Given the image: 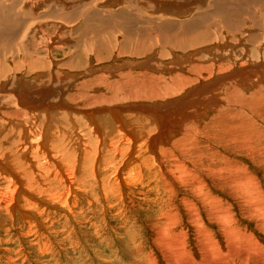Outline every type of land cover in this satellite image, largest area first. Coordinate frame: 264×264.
Wrapping results in <instances>:
<instances>
[{
	"label": "bare ground",
	"instance_id": "1",
	"mask_svg": "<svg viewBox=\"0 0 264 264\" xmlns=\"http://www.w3.org/2000/svg\"><path fill=\"white\" fill-rule=\"evenodd\" d=\"M174 1L0 0V158L4 159H0V181L9 182L14 192L7 199L0 188V212L12 217V223L16 212L30 220L31 227L44 230L46 226L37 218L45 217L41 207L50 200L58 205L49 209L62 212L66 222L88 183L98 190L102 203L111 200L109 206L114 207L121 194L124 206L134 207L145 195L138 186H148L158 173L164 181L159 187L166 192L188 189L209 221H226L230 211L211 191L208 180L213 185L214 180L223 183L229 197L240 190L255 205L250 210L264 214L255 189L248 190L256 177L250 180L236 161L243 153H264V0ZM127 2L128 6L123 5ZM172 6L176 11H171ZM82 21L85 24L79 29L87 35L86 40L81 37L87 42L83 45H88L89 52L97 48L98 64L87 60L85 70L78 72L77 55L60 61L44 58L54 56L55 47L63 48L61 40ZM116 48L117 56L140 60L109 65L105 61L114 58ZM53 66L61 73L44 71ZM129 66H138L142 72L135 74L129 68L113 74ZM99 71L101 83L88 87L87 75ZM167 74L172 78L167 79ZM81 76L79 96L64 95L61 89ZM101 84L107 91L93 93ZM64 142L77 146V154L69 153L71 148L66 153ZM150 188L156 191V199L163 200L165 193L158 186ZM189 200L184 195L180 204L194 217V230L208 231ZM178 209L169 213L165 225L159 221L153 226L171 225ZM222 224L226 234L234 232L233 225ZM134 230L126 229L131 240ZM163 232L156 236L160 249L171 252ZM146 256L139 253L138 263L146 264V259L153 264L155 259ZM175 260L180 263V257Z\"/></svg>",
	"mask_w": 264,
	"mask_h": 264
},
{
	"label": "rangeland",
	"instance_id": "2",
	"mask_svg": "<svg viewBox=\"0 0 264 264\" xmlns=\"http://www.w3.org/2000/svg\"><path fill=\"white\" fill-rule=\"evenodd\" d=\"M100 1L103 0H95L94 3ZM176 1L177 0H175L174 3ZM166 3L165 1H162L161 5L169 6V4ZM139 4H140L139 6H141L142 8L144 7L143 9L145 11L147 10L146 9L147 7L144 4L142 3ZM123 5L128 6L129 3L127 2ZM106 7L111 8L109 6ZM169 7L171 9V6ZM172 9H174L171 10L172 12L176 11L175 10L176 7L172 6ZM173 14L174 13H171L170 16L172 18H177V16ZM83 23L84 21L78 22V24H76L75 27L70 28L71 30L73 29L72 30L73 32L70 31L72 33L69 32V34L66 35L67 37L65 36L67 38L65 39V41L64 39L61 40L62 45H64L63 48H60L61 46L57 48L55 47L54 56L44 57L43 55L40 54L39 57H44L48 59H51L52 57V59L56 58V60L58 59V61H60L62 59L66 60V58L68 59L69 57H74L77 55L78 56L77 59L79 61L78 65L81 67L76 69L78 72L85 70L87 60H92L93 63L98 64V59H96L98 54L96 53L97 50H95L97 48H95L93 52H91V50L89 52L87 50L89 49L88 45L84 47V45L87 42L84 43L85 41H82V38L83 40H86L87 37L86 30L82 31V29H79L83 25ZM72 24L74 25L75 23L73 22ZM37 25L38 24H36V27ZM62 26L64 30L68 29L63 24ZM76 32L78 34H76ZM58 33L61 34L60 32ZM37 35H41V33L39 32ZM78 38H81L80 40L82 42L78 40L80 42L78 43L77 41ZM110 38H113L111 44L115 45L116 43L113 35H110ZM58 39L59 36L58 37L56 36L55 40ZM121 39L122 38L118 36V41H120ZM42 44H44V42H42ZM113 53H114L113 59L115 58L116 59L115 60L108 59L105 62H108L109 65H112L113 61H115L113 64L114 67H116V62L120 64V62L124 61L125 59H131V60L134 59L135 61L140 60L137 58L135 59L133 55L117 56L116 54L118 53L117 48L113 51ZM129 68H132L135 74L142 72V69L138 66H129L123 69L116 70L115 72H113V74L116 75L119 72L127 70ZM48 70H58V69L53 66L51 69L47 68L44 71H48ZM58 72L61 73V70L60 71L58 70ZM101 74L102 72L99 71L93 75H87L90 81L93 80L87 83L89 85L88 87H92V85L94 86L97 83H101L99 82ZM170 76L171 74H167L166 78L167 79L172 78V76L171 77ZM82 79L83 78L81 76L80 80L78 81H76V79L73 80L71 83L65 85L61 89V91L65 93L64 95L71 94V95L79 96V91L82 90V86H80L79 82L82 81ZM110 81L114 82V78H111ZM101 85L102 88L93 89V93L95 94L105 93L107 91L106 85L105 84H101ZM49 95L53 96L54 91H51ZM48 98L51 99L50 97ZM78 102L79 101H77L76 103ZM60 113L61 112L58 113L59 120L61 118ZM82 120L78 122L80 124H85V122L86 123L88 122V120L85 119L83 120L85 122L81 123ZM82 131L83 130H81V132ZM64 143L66 145V149H65L66 153L68 152V149L71 148V151H69V153L77 154L78 152L77 146L74 147V145L69 142H64ZM70 144H72V146ZM15 145L18 146L19 150H22L20 143L19 144L17 143ZM243 154H244L243 157L241 159L239 158L240 160H236L237 159L236 157H232V158L240 162V163L239 162L236 163H239V167L244 169L245 172L247 171L248 178L250 180H253V178L256 177V179L254 178V181L256 180V184L255 183L249 184L248 190L255 189L253 192H255V195L264 204V156H263L264 153L262 156H258V154L256 153L253 154V152H252L253 156L247 155L245 153ZM254 155L257 156L255 157ZM240 165H242L243 167ZM144 172L147 173L148 171L146 172L145 170ZM157 175H159V173ZM156 176L155 177L153 176L154 177L153 181H151V183H149L148 186L145 185L144 186L145 188L141 185L138 186L139 189L145 194L142 195V197L145 196L146 197L143 199L141 197L140 204H136V206L134 207L124 206L127 204L126 202L123 201L124 199L122 197H119L121 195L120 193L118 198L115 199L117 204L115 203L114 207L109 206L111 200L110 201L107 200L105 201V203H102V201L99 198L100 194H97L98 190L95 188L91 189L89 183L88 184L86 183L88 186L86 187L87 189L86 193H84L83 197H79L78 202L80 201V203H77L75 205L76 207H74L75 209L74 211L76 213L72 211V213L70 214L71 217L67 218V221L65 222V219L62 217L63 213L61 211H60L61 212L60 215L58 211H55L56 209L55 210L53 209V212L52 209L51 210L49 209V208H56L54 206L51 207L49 205H55V204L58 205V201L54 200L55 201L54 202L50 200L48 204H46L45 206L42 207L40 206L41 209H43L44 207V211H45L44 218L46 219L45 220L44 218L40 219L41 217L37 218L39 223L41 222L46 226L44 230L40 227L39 230L38 228L36 229L34 227H31L27 223L30 220L26 221L25 219H22L21 215L16 212H15L16 217L14 216L15 223H12L13 218L9 217L8 215H5L6 214L5 211H3L4 213H2L1 211L0 212L1 215L0 216V222H1L0 223V264H139L137 261V259L139 258V253L145 256L147 254L146 257H148V260L155 259L153 261L154 262L153 264H167L168 262L176 264L177 260L175 259L179 257H180L179 264H264V216H263L264 214L262 215L259 211L256 212L251 211L250 209L252 207H255V205L249 202L246 199L245 195L241 194L240 190H234L233 193H235V195L229 197L227 195L228 194L227 191L224 189V188L226 189L228 188L222 186L223 183H220L218 180H214L215 184L213 185L212 183L214 182H210V180H208V185L211 191H213V193L216 194V197L222 198V200L220 201L221 203H224L226 207L229 205V208L227 207V209H229L230 211L229 214L230 217L228 216V220L224 221L223 219H220L221 221L214 220L213 222V220L209 221V219H207L203 206L198 202V200L196 199L197 197L195 195L191 196L192 194L188 193L189 192L188 189L177 188L176 190H171V192L170 190L169 191L167 190L166 192L161 187H159V184L161 185L162 182L164 184V181L160 179V177L158 176L156 178ZM250 177H252V179ZM8 183L9 182L3 183L2 181H0L1 191L3 192V194L6 195L4 197L7 199L12 197V194H14L12 187L10 186L11 184ZM156 186H158V189L160 188V192L163 191L162 195L165 193L163 195V200L160 199L159 201V199H156V195H153L155 194L156 191L152 192L154 190L151 191L150 187H152L153 189ZM216 186H218V188ZM128 187H127V192L131 194L130 189L132 186H128ZM4 188L5 189L7 188L9 190L7 191L6 189V192L9 195V197L6 194ZM60 190L62 193L65 191V189L62 187L59 188V191ZM120 190H122V194H123L124 192L123 189ZM175 192H177V194H175ZM96 195L97 197L94 198V196ZM184 195L187 196L189 199H191V201H193L191 202L189 200L191 203H194L193 206H195V208L197 209L194 210L195 213L198 212L196 215L200 216V217L198 216V221L202 222L205 226H207L209 229L208 231L204 232V230L202 229V230H198V232L200 231L198 233L197 230H194V227L192 225L194 224V220H193L194 217L192 215L191 217H189L184 207L180 204L181 197H183ZM147 196L150 198H148ZM89 197L93 198L94 200ZM137 197L139 196H135L134 199L136 200ZM82 198H84L85 200ZM89 199L96 202L91 204L89 203L90 201ZM121 199L123 202L121 201ZM147 199L149 201H147ZM83 201H85L86 205ZM82 204L84 205L82 206ZM175 204L176 206H174ZM189 204H187L188 207ZM22 206L25 208L24 205ZM190 206L192 205L190 204ZM176 207L177 209L179 208L177 210L179 216H174L173 218L174 222H171V225L163 226V229L153 226L155 225L154 223H158L159 221L160 222L163 221L161 225H165V221H167V217L169 216V213H173ZM50 213L51 214L53 213L52 214L53 216L50 215ZM49 216L52 217L50 218ZM6 217H8V220ZM29 217L32 219L34 218L33 216L32 217L29 216ZM54 218L56 221L54 220ZM3 219L6 220L4 221L5 224L2 223ZM223 222H228L230 226L233 225L234 227L232 228H234V232L229 231L226 234L222 230ZM127 227L128 228L132 227L133 230L135 228V230L133 231L134 239L132 240H131V236H128V234L126 233ZM156 228L158 229V231ZM96 230H98V232H96ZM161 230L165 231L163 232V234L167 236L165 241H167V238L169 240L168 242L171 245L169 246L171 252H169L167 249L161 250L162 246L158 242L159 239L156 238L157 235H161L159 234V231ZM177 231L178 233L180 232V234H178L180 235L179 237L176 234ZM174 232L176 233L174 234ZM174 235L179 239L176 237L173 239ZM170 239L172 244L170 243ZM177 242L180 244V246H176L179 245ZM177 247H179L180 249ZM136 249L139 251L138 254L136 252ZM143 260L145 261L146 264H148L146 259Z\"/></svg>",
	"mask_w": 264,
	"mask_h": 264
}]
</instances>
